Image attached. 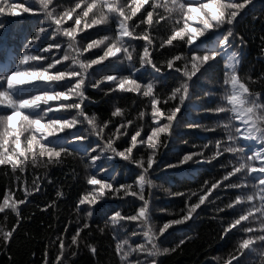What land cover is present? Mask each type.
<instances>
[{"label":"snow or ice","instance_id":"6c2138e0","mask_svg":"<svg viewBox=\"0 0 264 264\" xmlns=\"http://www.w3.org/2000/svg\"><path fill=\"white\" fill-rule=\"evenodd\" d=\"M17 9L36 16L24 36L23 52L0 67V166L9 175L0 214L11 211L17 221L9 228L0 225L4 248L19 230L24 219L20 206L30 202V193H39L45 184L55 187L60 183L52 177L55 167L78 162L91 187L79 195L75 208L87 211L75 225L63 224V232L55 229L59 234L50 243L58 245V254L51 258L46 245L43 264H65L66 247H74L75 256L85 233L92 239L94 231L106 234L109 227L118 264H162L163 254L191 239L187 233L192 223L210 205H215L213 218L230 217L221 220V240L237 233L241 237L224 257L214 259L264 264V91H251L255 81L240 75L248 40L237 31L241 19L255 10L254 0H76L67 8L58 0H0V18L18 16ZM260 12L264 22V7ZM6 29L0 22V31ZM161 32L165 34L156 35ZM252 39H257L255 30ZM259 40L264 43V29ZM54 49L63 54L55 55ZM169 49L174 54L159 60ZM225 57L219 103L206 108L193 99L192 85ZM159 87L166 91L158 92ZM104 89L109 98L136 94L134 104L138 97L146 103L136 117L128 118L131 110L113 101L101 120L87 109L96 103L90 91ZM189 108L210 114L215 127L186 126L219 138L192 145L183 155L177 152L174 162H164L161 150L175 139ZM161 164L178 175L219 165L222 174L204 179L195 190L165 189L182 207L172 213L161 209L167 213L163 223H153L151 190ZM117 167L129 169L130 182L120 181ZM21 187L24 199H13ZM62 196L57 187L55 198L40 211L51 212ZM110 197L132 211L109 209L110 215L103 214L104 226L94 229L96 211ZM126 227L131 232L122 231ZM164 243L173 246L161 248ZM88 248L96 255V246Z\"/></svg>","mask_w":264,"mask_h":264},{"label":"trees","instance_id":"16d2710c","mask_svg":"<svg viewBox=\"0 0 264 264\" xmlns=\"http://www.w3.org/2000/svg\"><path fill=\"white\" fill-rule=\"evenodd\" d=\"M13 2L23 3V0H13ZM58 2L67 8L71 7L76 0H58ZM262 7H264V0H254L255 10L249 11L237 26V31L248 40L246 57L243 61L240 75L250 78L251 81H255L250 90L256 93L264 91V43H261L259 40L261 29H264V22L260 18L262 15L260 9ZM17 12L19 13V9H17ZM35 16V13H19L18 16L0 18V22L7 24V29L0 31V67L7 66L14 57L18 58V55L23 52L24 36L35 22ZM254 16L257 17L255 21H253ZM253 30H255L257 37L255 40L252 39ZM104 34L100 33V35ZM162 34L165 33H156V35ZM52 51L57 56L63 54L55 49ZM170 54H174V49L164 52L158 59L163 60L169 57ZM225 63H227L226 57L192 85V90L195 93L193 99L202 103L206 108L215 107L219 103L220 84L223 80L221 66ZM166 71L171 73L174 72V69ZM146 79H151V77H147L146 74ZM168 83L170 86H175L171 78H169ZM105 91L106 89L100 91L91 90L89 93L96 103L90 105L87 111L90 114L95 113L101 120L108 117L112 110L113 101H118L119 106L131 110L128 118L136 117L146 103H142L143 98L138 97L134 104L133 97L136 94L109 98V96H105ZM157 91L165 92L166 89L159 87ZM205 92L211 93V95L204 96L203 93ZM147 112L148 122L150 123V108L147 109ZM189 123H199L207 126L209 129L215 127V121L211 118L210 114L204 112L202 109L189 108L174 133L175 139L163 146L160 153L162 161L172 163L176 159L177 152L183 155V152L190 150L192 145H201L208 143L209 140L219 138L208 135L203 128H189L186 126ZM236 123L238 124V122ZM219 131L222 132L223 129ZM184 141H187V144ZM195 150L199 151L198 148ZM207 154L211 155L212 152L209 151ZM137 155L139 156V153ZM225 162L223 161L222 163ZM219 168V165H214L208 171L201 169L199 173L186 171L178 175L174 170H165L163 164H161V170L154 174L155 187L151 190L152 200L155 204L153 223H163V216L182 207L180 200L170 196L165 192V189H170L171 191L195 190L204 179L210 177L219 178V175L222 174L219 172ZM73 172H75V176L72 175ZM115 174L121 182H130V171L128 168L117 167ZM86 175L88 173L84 169V166L78 162L70 163L67 167H55V170L52 171V177L60 183L55 187L45 184V187L39 193L31 192L28 198L30 202H26L20 206L21 215L24 219L21 220L19 230L7 249L4 248L2 241H0V264H43L46 245H48L51 258L54 259L55 255L58 254V245L53 246L50 241L55 240V237L59 234L55 229L59 228L60 232H63V224L75 225L79 220L84 218L87 211L85 209L84 212H81L75 208V201L79 195L91 187L86 186ZM65 181L66 183H64ZM27 182L29 185L31 184V174L27 178ZM172 183H175L177 186L172 187ZM8 184V170L0 166V200H2V193ZM12 187L15 188L14 181ZM57 187L63 192V196L59 198L56 208L51 212L42 213L40 209L43 208V205L55 198ZM24 191L23 187L17 189L13 193L12 198L24 199ZM117 207H120L125 214L132 211L130 206L121 205L117 198L110 197L97 209V219L93 222V228L95 229L97 226L103 227V214L109 212V209L114 210ZM214 208L215 205H210L200 212V215L192 223L191 230L187 233L191 239L175 252L163 254L160 257L162 264H222V260L217 261L214 258L224 257L232 250L241 237L237 233L225 240H221V220L230 219V217L217 216L213 218ZM161 209H166L167 213L161 212ZM16 222L15 213L8 211L6 215L0 214V225L9 228L11 225L16 224ZM50 225L51 227H49ZM250 226L258 228V225L255 223ZM131 230V227L122 229L124 232H131ZM74 231L73 227L67 233L69 241ZM92 236L93 238L89 239V234H84L81 238L78 254L75 256L73 255V251H76L74 247L69 245L65 248V264H118V259L114 255L115 241L113 240V233L110 227L106 229V234L94 231ZM121 238L124 237L122 236ZM180 238L182 237L177 235V239ZM89 244L96 246V255L90 253ZM172 246V244L164 243L161 245V248Z\"/></svg>","mask_w":264,"mask_h":264}]
</instances>
